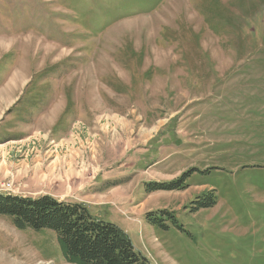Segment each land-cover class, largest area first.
<instances>
[{
	"label": "rangeland",
	"instance_id": "rangeland-1",
	"mask_svg": "<svg viewBox=\"0 0 264 264\" xmlns=\"http://www.w3.org/2000/svg\"><path fill=\"white\" fill-rule=\"evenodd\" d=\"M20 33L95 90L96 121L81 101L68 142L11 144L2 190L41 160L89 175L106 152L101 215L151 262L264 264V0H0V35ZM0 264L70 263L54 232L0 216Z\"/></svg>",
	"mask_w": 264,
	"mask_h": 264
},
{
	"label": "crops",
	"instance_id": "crops-1",
	"mask_svg": "<svg viewBox=\"0 0 264 264\" xmlns=\"http://www.w3.org/2000/svg\"><path fill=\"white\" fill-rule=\"evenodd\" d=\"M63 60L62 54L53 55L42 38L21 33L0 35L1 157L5 158L6 149L15 143H30L43 138L59 146L71 140L73 124L79 122L81 101H86L87 106L91 103L93 122L96 121L95 90L81 87L77 70L67 69L64 73L61 68ZM105 153L101 151L98 158L93 159L94 165L99 166L97 172L82 176L77 169L78 162L71 166L63 161L56 170L60 161L48 166L43 164L45 160H41L30 172L26 170L25 176L15 175L13 171L18 188L15 186L11 193L2 190L3 178L0 177V193L30 198L52 196L66 202L82 203L96 218L103 219L99 208L110 202V195L93 189L91 183L104 170L108 172L98 162ZM0 164L7 171V161Z\"/></svg>",
	"mask_w": 264,
	"mask_h": 264
},
{
	"label": "trees",
	"instance_id": "trees-1",
	"mask_svg": "<svg viewBox=\"0 0 264 264\" xmlns=\"http://www.w3.org/2000/svg\"><path fill=\"white\" fill-rule=\"evenodd\" d=\"M188 176L189 173H184L173 181L150 182L146 185L147 193L185 190ZM211 195L213 192L205 196ZM204 203L201 202L203 206L215 204ZM162 213L167 214V211ZM0 216L9 217L21 231L54 232L61 253L70 264H154L135 249L124 230L96 218L82 203L65 202L52 196L30 198L0 193ZM156 222L159 223L158 219Z\"/></svg>",
	"mask_w": 264,
	"mask_h": 264
},
{
	"label": "built area",
	"instance_id": "built-area-1",
	"mask_svg": "<svg viewBox=\"0 0 264 264\" xmlns=\"http://www.w3.org/2000/svg\"><path fill=\"white\" fill-rule=\"evenodd\" d=\"M8 187H10V186L8 185ZM8 187H7V189H9V190H10L11 188H8Z\"/></svg>",
	"mask_w": 264,
	"mask_h": 264
},
{
	"label": "bare ground",
	"instance_id": "bare-ground-1",
	"mask_svg": "<svg viewBox=\"0 0 264 264\" xmlns=\"http://www.w3.org/2000/svg\"><path fill=\"white\" fill-rule=\"evenodd\" d=\"M61 163V162H60Z\"/></svg>",
	"mask_w": 264,
	"mask_h": 264
}]
</instances>
